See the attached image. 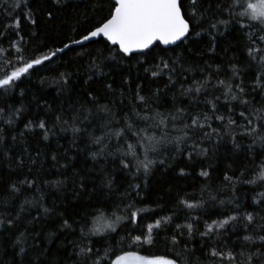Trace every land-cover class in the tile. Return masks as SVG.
Listing matches in <instances>:
<instances>
[{"label": "snow or ice", "instance_id": "snow-or-ice-1", "mask_svg": "<svg viewBox=\"0 0 264 264\" xmlns=\"http://www.w3.org/2000/svg\"><path fill=\"white\" fill-rule=\"evenodd\" d=\"M89 4L92 16H78L67 42L49 48L40 46L41 29L73 7L69 0H0V168H9L7 179L0 173V238L13 249L10 264H264V0ZM226 34L241 56L217 59ZM68 51L86 64L82 89L76 61L63 62ZM57 60L69 70L48 67ZM47 71L56 72V103L29 98L27 86L34 78L48 83ZM69 133L68 147L50 156L57 178L31 166L23 172L25 156L37 163L26 146L18 151L28 137L48 142ZM224 142L234 160L217 191L248 185L250 205L218 199L210 185L200 199L178 196L171 214L146 202L157 171L210 180L205 161ZM81 154L91 167L70 168ZM69 188L74 201L87 198L82 214L57 204ZM45 189L60 195L48 204ZM204 193L233 207L200 230ZM237 229V243L225 250L222 237ZM161 237L171 256L150 252Z\"/></svg>", "mask_w": 264, "mask_h": 264}, {"label": "trees", "instance_id": "trees-1", "mask_svg": "<svg viewBox=\"0 0 264 264\" xmlns=\"http://www.w3.org/2000/svg\"><path fill=\"white\" fill-rule=\"evenodd\" d=\"M69 3L73 5L66 13L60 15L59 19L54 25H49L46 28H42L40 32V46L43 47L44 44H47L49 48H54L57 46H62L63 42H67V36L72 35L69 31L70 27H76L74 21L79 16L83 18L85 14L89 17L92 16V12L90 9L89 0H69ZM91 21L84 22V26H90ZM83 31V28H81ZM79 34H77L78 36ZM240 43H243L242 41ZM219 47L217 49V59L226 58L227 60L233 59L234 57H239L242 54V50L238 49L237 40L233 39L232 35L226 34L225 37H221L218 41ZM7 46V45H5ZM96 45H90L88 50L95 48ZM202 48L207 47V42L201 45ZM73 48L76 51L81 49L80 45H74ZM227 48L228 51L224 52L223 49ZM64 54H61L63 57ZM67 60H75V66L73 71L76 69L80 70V75L76 78L75 82L77 85H81V89L83 85L81 81L86 78L87 73L85 72L86 64L84 67H81V64L84 63L79 60L73 51H68L67 57L64 58L63 62L66 63ZM61 60H57L55 64L49 63L48 67L56 69L57 71H65L69 70L66 68H60L59 65L61 64ZM44 76L49 78L48 83L41 86L38 82V78H34L33 82L27 86L29 98L33 94H35L38 98L42 97L44 100H47L49 103H56L59 99L57 96V89L54 84V78L56 76L55 71H47L41 73ZM135 75V73H134ZM91 83V82H90ZM94 87L99 88L100 85H95ZM68 95V94H66ZM166 105L171 104V97L165 101ZM31 112L35 113V110H30ZM18 127H22V125L18 122ZM71 140V134H64L58 137H53L48 142L39 141L35 138L28 137L26 140L25 145H23L18 151L22 153L23 147L26 146L28 152L31 154L33 158L37 160L35 165H31L30 161H28L27 156H25L26 164L25 168L23 169L24 173H27V169L29 166L33 167L34 170L39 171L43 175L48 178H57L58 174L56 172V168L53 167L52 161L50 156L53 152H62L65 148L68 147ZM63 145V147H59ZM231 144L228 142L222 143L219 148L218 153L212 157L210 160L205 161V167L210 163L213 165V168L210 169L212 172V178L208 181H205L204 178L198 177L195 173L186 177L180 178L174 172H155L151 177H149V187L144 190L143 195L146 197L147 203H155L159 202L164 205V208L161 209V213L171 214L172 209L176 206V198L184 197V196H196L197 199L201 197V189L208 187V191L211 192L212 195L218 196V199L228 200L232 198L233 195L237 198L235 203H240L244 206L251 204V197L254 194L251 192L250 186L248 185H240L236 188L235 193L229 191H220L218 192L217 189L221 187L222 181V174L224 171L227 170V165L233 163L234 157L232 152L230 151ZM39 152V155L37 153ZM75 152H70V155H74ZM61 163H65L66 161L61 159ZM42 165V167H41ZM75 166L77 171L85 170L91 167V161L85 160L83 154L78 156L75 160L72 161V166ZM236 167V164H233V168ZM19 171V170H18ZM62 172H68V175H71V171L67 169H61ZM199 171V168L196 169ZM9 172V168L5 165L4 167L0 168V173L5 175L7 179V173ZM95 175V173H92ZM63 178V177H60ZM12 179H16L15 176ZM117 179L119 180L120 177L118 176ZM91 183V181H89ZM123 189L121 188L120 191ZM45 193V202L51 204L53 200H56L57 196L60 195L56 192H49L47 189L44 190ZM118 194V193H117ZM31 195V194H30ZM203 199L207 202L205 205L204 210H197V213L201 215L200 221V230H203L204 223H210L214 219L220 218V213L227 209H231L233 205H226L220 206L218 203L208 200L207 193L203 194ZM62 201V203H61ZM87 202V198L83 202H76L72 199V193L69 188L63 195H60V200H57V204L60 205L61 208H66L69 215L74 213H81L84 204ZM252 207H256V205H252ZM251 210V209H248ZM177 211H181L177 209ZM181 220L183 217H179ZM223 231V230H221ZM240 229H237V232L228 231L222 237L224 243L228 246L225 250L231 249L234 243H237V235L240 232ZM7 243L5 238H0V259L4 260V264H10L12 260V256L10 253L13 251L12 248L8 247L5 249L3 247L4 244ZM238 246V245H237ZM7 251L9 255L5 256L4 253ZM150 252L153 254L163 255L167 253L169 256L172 255L171 252L168 251V246H166L163 242V238L161 237L158 242L150 249ZM146 254V253H145ZM199 255V252H197ZM56 252L53 248L52 257L51 259L55 261L56 259Z\"/></svg>", "mask_w": 264, "mask_h": 264}]
</instances>
